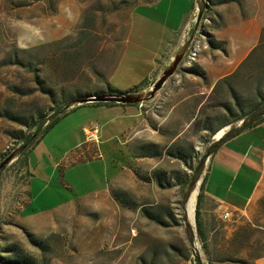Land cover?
I'll return each instance as SVG.
<instances>
[{
  "label": "rangeland",
  "instance_id": "1",
  "mask_svg": "<svg viewBox=\"0 0 264 264\" xmlns=\"http://www.w3.org/2000/svg\"><path fill=\"white\" fill-rule=\"evenodd\" d=\"M217 1L0 0V163L15 153L14 159L0 170V247L17 242L42 259L39 249L30 243L26 228L37 236H53L56 252L47 256L48 264H136L140 255L149 260L155 257L162 264H200L199 258L202 264H209L196 219L192 222L185 208L190 193L197 190L198 196L213 145L223 135L217 137V132L204 141L206 132L197 131L186 118L223 110L211 106L217 97L211 96V82L242 61L264 32V9L258 12L247 8L248 14L243 15L240 0L221 4ZM232 3L237 5L236 10ZM87 18L92 21L88 29L94 37L91 53L77 74L67 75V81L57 83L55 76L40 63L48 51L45 46L66 36L76 37ZM257 26L261 28L258 30ZM209 40L224 41L226 51L220 50L228 54L226 60L213 64L205 55L199 57L219 50L212 48ZM177 42L181 49L188 48L177 71L198 60L208 82L195 80V96L180 103L186 118L176 141L150 142L165 148L175 144L193 146L204 155L199 158L198 178L183 191L179 186L162 188L155 181L133 177L129 168H138L142 173L154 168L193 171L173 156H136L143 143L127 134H131L142 116H135L133 106L125 113L119 106L76 102L79 92L86 94L88 89L99 90L97 87L104 92L111 88L126 91L149 80L151 88L157 80L154 77L163 54ZM30 61L34 64L31 69L26 65ZM99 73H105L104 77ZM73 79L89 85L73 83ZM62 85L69 87L71 95L70 101L63 105L66 111L39 135L37 126L29 127L2 115L8 109L28 116L40 107L47 113L46 124L56 110L50 111L54 104L42 86L58 90ZM159 95V102L169 97L163 92ZM218 98L229 99V95L223 89ZM153 99L146 101L151 107L155 106ZM242 123L243 120L227 126L226 133ZM166 124L172 127L173 121ZM95 126L98 140L92 142L86 130L92 131ZM20 130L25 139L14 136ZM235 137L238 139L233 145L240 148L251 137L262 140L264 119L228 139ZM117 186L133 197L136 209L120 206L116 211L115 207L105 205L111 204L108 198ZM156 199L158 203L153 204ZM159 204L170 205L179 224L163 226L144 217L143 206L155 209ZM226 232L220 231L227 236ZM134 233L133 242L129 246L123 244ZM259 235L264 238L263 232ZM95 241L97 245L93 244ZM119 243L123 245L118 246ZM176 247L190 258L179 260ZM167 251L174 253V260L168 259ZM258 264H264V259Z\"/></svg>",
  "mask_w": 264,
  "mask_h": 264
},
{
  "label": "trees",
  "instance_id": "2",
  "mask_svg": "<svg viewBox=\"0 0 264 264\" xmlns=\"http://www.w3.org/2000/svg\"><path fill=\"white\" fill-rule=\"evenodd\" d=\"M232 1L239 0H218L217 3L221 4ZM91 24L92 21L90 18H87L83 22L81 28H78L76 37L71 38L70 36H66L45 46L48 48V51L45 56L41 57L40 63L45 66L46 71L55 76V81L57 83L67 81V75L77 74L84 62L83 60L91 53V46L94 38L90 31L91 29H88ZM209 43L214 49L226 51L223 46L224 41L213 42L209 40ZM42 47L44 48V46ZM26 65L30 69L34 66L31 61L27 62ZM180 70L195 74L207 81L205 70L196 62L193 65L181 67ZM99 74L101 75L100 77H104L105 75V73ZM74 80L75 79L72 81ZM79 81H74L73 83L79 82L82 86L89 85L86 81ZM42 89L49 94L51 102L54 104V106L50 107V111L56 110L53 117L48 120L46 124L47 113L41 110L42 108L40 107H37L36 111L28 116L16 114L15 112L8 111V109L2 111V115L14 118L29 127L37 126L38 135L40 132H44L66 111L63 105L70 101L69 98L71 95L68 94V90L70 89L66 85H62L58 90L45 86H42ZM97 89L99 90L93 91L88 89L86 94H83L84 92H79V96L77 97L85 98L96 93L104 92L100 87H97ZM223 89L229 95V99L218 98ZM114 91L116 90L112 88L109 90V92ZM130 91L138 92L139 87H135ZM214 95H217V99L215 98L211 106L222 107L223 110H216L214 114L205 113L201 117L195 118L192 122L197 131L206 132L205 137H202L204 141H209L211 136L225 126H229L241 120H243V123L238 128L232 127L219 141L214 143V148L210 154L215 151L221 142L229 137L237 135L245 128H250L259 124L264 119V32L261 34L258 44L250 50L236 70L222 77L215 83L211 96L213 97ZM212 97L210 101H212ZM21 133L22 130L15 131L13 134L16 138L23 139L24 137ZM164 155L181 159L186 166L193 170L192 173H188L186 170H167L164 168H154L147 173H142L138 168H135L134 170L137 177L146 182L155 181L162 188L179 186L182 191L198 178L201 170L199 167L201 159L199 158H203L204 155H201L193 146L188 148L175 144L174 147L165 148L155 142L143 143L142 151L137 153L136 156L162 157ZM203 184L204 181L197 196L195 218L197 232L209 264H257L256 261L264 257V238L260 237L259 230H257L255 224L238 225L229 236L221 234L220 231H216L213 235H208L201 213V203L204 195ZM113 196L127 209L133 210L138 206L137 202L127 191L115 190L113 191ZM154 208L155 209H151L143 206L141 212L150 221L163 226H170L174 223L179 224L178 221H175V215L170 205L159 204ZM25 232L30 243L36 246L44 257L39 259L36 255L23 248L19 243L8 242L0 247V264L49 263L50 259L47 256H51L56 252V249L52 245L53 236L39 237L26 228ZM176 251L177 253L175 255L177 258H180L179 260H182V258L188 260L190 258L189 255L180 248L176 247ZM154 253H156V251H154ZM173 254L174 253L167 251V257L171 261L175 258ZM198 257L199 255H197V258ZM139 260L140 261H137L136 264H162L163 262L162 260L157 261L155 257L149 260L144 255H140ZM198 261L202 264L200 258Z\"/></svg>",
  "mask_w": 264,
  "mask_h": 264
},
{
  "label": "crops",
  "instance_id": "3",
  "mask_svg": "<svg viewBox=\"0 0 264 264\" xmlns=\"http://www.w3.org/2000/svg\"><path fill=\"white\" fill-rule=\"evenodd\" d=\"M243 1L244 0H240L241 14L243 15L248 14L247 8L256 9L258 12L264 9V0H246L248 2L245 3ZM231 6L236 10L235 8H237V5L235 3H232ZM248 28L249 27H247V30ZM260 28V26H257L258 30ZM179 43L180 42H177L174 47L169 48L167 52L163 54L159 72L154 78L157 77L158 79L165 67L172 62L175 54L181 50V45ZM202 55H205L208 62H213V64L226 60V56H228V54L220 49L212 51L210 56L201 54L199 57ZM241 62L242 61L239 60L234 64V67L222 72L215 81L211 82V89H213L215 83L219 79L236 70ZM196 63L199 64L198 60ZM195 80L208 82V79L206 81L195 74L183 72L181 70L176 71L155 95L153 99L155 100L154 107H151L146 101L138 104L115 102L100 104L119 106L125 113L130 112L131 109H129V106H133V108L136 109H134L135 116H142L140 121L136 122L130 130L131 134H127V136L132 137L133 135V137L141 143H147L152 140L159 143H172L181 135L183 131L181 129L185 126L184 120L186 117L184 113H182V107L180 108L179 105L184 100L195 96ZM148 81L126 91L116 90L106 93L131 92L130 90L135 87H139L138 92L145 91L150 88ZM160 92L168 94L169 97H167L166 100L161 99L163 101L159 102ZM192 111V113H195V108H193ZM186 119H188V121L190 119L193 122L195 120V114L192 117L188 116ZM168 120L173 121V124H171L172 127H170V124H166ZM153 136H155L156 139H153ZM167 136H170L171 139H166ZM88 139L89 141L95 142L98 140V133L95 139H91L90 137ZM236 139H238V137L226 140V142L222 143L211 154L209 165L203 179L204 195L201 203V213L205 229L209 236L223 229L227 231L226 234L229 236L238 225L244 224H255L259 233H264V138L259 140L258 138L251 137L249 142H246L247 145L244 148L237 147L238 144L233 145ZM129 169L133 177H135V168ZM114 187H116V184ZM115 190L127 191L121 189L120 186H117L116 189L113 188L108 198L111 204L105 203V205L115 207L116 211L120 206L127 209L113 196V191ZM157 203L158 200L156 199L153 204ZM225 212H229V217H224ZM148 221L150 220L148 219ZM222 224H224V226ZM135 234L136 233H134L133 237H129L125 240L123 244L128 243L129 246L136 237ZM94 240L96 239L94 238ZM93 244L97 245L98 242L96 243L95 241ZM123 244L119 243L118 246ZM261 259H264V257L259 258L256 263L258 264Z\"/></svg>",
  "mask_w": 264,
  "mask_h": 264
},
{
  "label": "water",
  "instance_id": "4",
  "mask_svg": "<svg viewBox=\"0 0 264 264\" xmlns=\"http://www.w3.org/2000/svg\"><path fill=\"white\" fill-rule=\"evenodd\" d=\"M187 47H183L180 51H178L172 62L165 67L161 75L158 79L154 82L152 87L149 91H141V92H124V93H96L94 95L76 99V102L79 103H87V102H96V103H105V102H115V103H141L147 101L157 94V92L163 87L166 81L177 71L179 68L180 63L183 61L184 56L187 51ZM226 128V127H225ZM223 129V128H222ZM226 131L223 132L224 135ZM220 135L219 137H221ZM15 157V153H11L8 155L1 163H0V170L7 166ZM191 193L189 194V196ZM187 198V202L189 199ZM186 212V208H185ZM187 214V213H186Z\"/></svg>",
  "mask_w": 264,
  "mask_h": 264
},
{
  "label": "bare ground",
  "instance_id": "5",
  "mask_svg": "<svg viewBox=\"0 0 264 264\" xmlns=\"http://www.w3.org/2000/svg\"><path fill=\"white\" fill-rule=\"evenodd\" d=\"M187 52V51H186ZM226 128H223L218 131L217 137L223 134ZM196 201H197V190H194L191 195L189 196L188 202L186 204V213L187 217L193 222L195 221V208H196ZM195 226V225H194Z\"/></svg>",
  "mask_w": 264,
  "mask_h": 264
},
{
  "label": "built area",
  "instance_id": "6",
  "mask_svg": "<svg viewBox=\"0 0 264 264\" xmlns=\"http://www.w3.org/2000/svg\"><path fill=\"white\" fill-rule=\"evenodd\" d=\"M86 133L89 135H91V136H89L91 139H95L96 138V135H97V133H98V128H97V126H95L94 128H93V130L91 131V130H86ZM98 156V155H97ZM96 156V157H97ZM224 217H229V212H225L224 213Z\"/></svg>",
  "mask_w": 264,
  "mask_h": 264
}]
</instances>
